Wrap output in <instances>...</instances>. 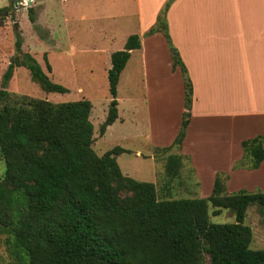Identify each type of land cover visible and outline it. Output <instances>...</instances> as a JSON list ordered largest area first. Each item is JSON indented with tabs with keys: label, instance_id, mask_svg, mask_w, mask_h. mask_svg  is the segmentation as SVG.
<instances>
[{
	"label": "trees",
	"instance_id": "trees-1",
	"mask_svg": "<svg viewBox=\"0 0 264 264\" xmlns=\"http://www.w3.org/2000/svg\"><path fill=\"white\" fill-rule=\"evenodd\" d=\"M17 0H8L9 4ZM146 36L161 32L173 52V66L184 80L180 131L174 142L156 151L179 150L188 124L192 85L173 48L166 12ZM31 9V8H30ZM31 11L29 20L33 21ZM19 40L1 78L0 232L16 264H264V249L250 248L252 231L244 225L249 206L264 207V192L226 191V174H217L208 198L159 199L157 185L122 174L116 157L126 153L115 147L97 155L93 145L92 105L88 100L51 103L29 97L11 103L6 85L16 68L24 67L31 79L48 93H66L53 83ZM140 49V37H128L124 49L111 55L107 71L110 106L100 127L103 135L117 117V84L130 51ZM50 70L49 64H46ZM264 137L243 141V157L234 169L255 170L264 160ZM180 155V154H179ZM185 156L169 155L166 177L178 174ZM212 216L231 210L234 222L212 224Z\"/></svg>",
	"mask_w": 264,
	"mask_h": 264
},
{
	"label": "crops",
	"instance_id": "crops-1",
	"mask_svg": "<svg viewBox=\"0 0 264 264\" xmlns=\"http://www.w3.org/2000/svg\"><path fill=\"white\" fill-rule=\"evenodd\" d=\"M167 2L33 0L32 9L37 23L48 34V42L56 44L60 38L55 30L62 24L71 27L65 13L72 11L69 16L78 22L72 25L74 41L80 44L88 41L86 48L91 49L81 54H102L106 56V61L111 60L114 52L124 49L129 36L138 35L140 49L130 51L121 76L134 55H137L138 64L144 67L146 48L153 46L159 34L166 41L161 32L149 36L146 33L155 26ZM166 23L172 46L184 64L192 85L191 109L179 148L180 155L185 156L192 165L200 184L202 179L196 171V160H199L201 154L196 148L201 147L200 153L204 159L216 162L206 173L210 192L208 194L207 190H201L199 196L208 198L211 195L217 173L228 174V183L225 185L227 193H234V186L230 189V185L236 177L247 178L244 181L247 192H255L254 189L258 187L264 190V179H255L257 175L264 177V160L255 170L233 168L243 157L242 142L258 136L264 137V0H173L166 12ZM93 40L100 45L91 44ZM110 43L116 44L114 46ZM166 44L169 48L167 41ZM170 62L171 68L163 76L166 86L164 84L163 88L154 93L159 101L151 105L150 93L146 91L142 97L143 107L135 105L128 108L124 104L126 100L122 99L123 118L117 108L116 121L121 122L122 128L133 122L137 134L141 126H147L148 133L145 135L148 136L150 147L148 154L174 142L185 112L181 69ZM116 101L118 107L119 102ZM151 116L157 122L159 131L152 132ZM110 127L106 128L103 137ZM127 129L130 130L129 127ZM136 134L128 133L129 136ZM140 135L138 133L137 136ZM160 136H164V139L161 140ZM123 138L128 140L129 137ZM134 156L140 157L141 153L135 152ZM146 158L154 161L151 155H146ZM132 179L136 180L134 177ZM251 180L255 181L252 183Z\"/></svg>",
	"mask_w": 264,
	"mask_h": 264
},
{
	"label": "rangeland",
	"instance_id": "rangeland-1",
	"mask_svg": "<svg viewBox=\"0 0 264 264\" xmlns=\"http://www.w3.org/2000/svg\"><path fill=\"white\" fill-rule=\"evenodd\" d=\"M32 2L33 0L29 4L27 0H17L12 4H8L7 0H0V7L7 5L0 9V90L3 89L1 86L2 75L11 58L16 54L15 41L19 40L22 52L29 53L36 60L51 82L62 85L68 91L66 93H48L31 79L29 71L26 68L19 67L13 71V76L5 87V90L11 96L8 101L11 103L16 97L19 99L29 97L54 104L88 100L92 105L90 121L94 129L92 148L97 155H102L116 146L127 151L123 155L121 154L116 157V162L121 172L130 175L129 177L131 178L138 179L137 181L139 182L157 183V196L159 199L205 198L199 195H201V190L204 192L207 190L209 194L211 187L206 173L210 171V168L216 162L204 159L202 153H200V146L196 148V151L201 154L198 158L199 160H196V167H198L196 171L201 176L199 178L202 179V184H200V180L196 176L194 169H192L193 167L191 168L192 165L190 166L189 161L185 159H179L181 166L178 169L177 176L167 179L165 168L168 156L178 157L181 153L179 150L171 149L169 152L154 150L153 153L148 154L150 147L148 146V136L145 135L148 133L146 125L141 126L138 132L141 134L139 137L137 136L138 133L136 134L137 130H135L137 127L133 128L132 126L133 122L129 126L126 125L122 128L121 122L116 121L111 125L104 137L100 134V127L106 118L112 99L108 91L107 79L110 60L107 59L106 61V56L102 54H81L82 52L88 53L91 49L86 48L85 44H88V41L81 44L74 41L75 33L72 32V25L78 22L69 16L72 11L65 13L66 20L72 24L71 27L68 24L60 25L55 30L56 35L60 38L57 44L55 42H48V34L36 21ZM30 10H32L33 21L29 20ZM60 19L62 20V18H57V20ZM158 36L152 43L153 46L146 48L147 56L144 67L138 64L137 55H134L120 76L116 100L119 102L117 108L121 118H123L124 109L122 107V99L126 100L124 104L128 108H132L135 105L143 107L142 97L147 91L150 93L149 99L152 105L154 102L159 101L158 98L154 97V93L163 88L164 84L166 86L163 76L171 68L170 61H172L173 65V52L172 48L167 47L162 35L159 34ZM97 43L96 40H93L91 44L94 46L100 45ZM110 44L115 46L116 43ZM110 44L105 45L108 46ZM46 64H49L50 70H47ZM5 105L6 103L0 100V109ZM150 119L152 132L159 131L156 126L157 122L153 116ZM128 127L130 130L127 129ZM128 133L136 135L129 136ZM162 133L164 134V130H162ZM123 137L129 138L126 140ZM160 138L163 140L164 136H160ZM135 152L141 153V156L135 157ZM146 155H151L154 161L146 158ZM4 171V162L0 160V179L3 178ZM223 174L228 176L227 173ZM255 179H264V177L257 175ZM227 181L226 184L228 183ZM244 181H247V178H234L230 189H233L232 186H234V193L238 190H247V185ZM254 181L251 180L252 183ZM201 187L202 189H200ZM254 190L255 192H264L260 187ZM232 193L229 192V194ZM212 211L213 208L209 207L208 219L210 223L227 224L234 222V215L231 210L223 209L216 216L211 215ZM244 225L249 226L252 231L250 248L253 250L264 249V207L257 204L249 206L244 218ZM6 236L5 232H0V264H16L15 260L10 258L6 248ZM204 264H209L207 258Z\"/></svg>",
	"mask_w": 264,
	"mask_h": 264
},
{
	"label": "water",
	"instance_id": "water-1",
	"mask_svg": "<svg viewBox=\"0 0 264 264\" xmlns=\"http://www.w3.org/2000/svg\"><path fill=\"white\" fill-rule=\"evenodd\" d=\"M27 2L30 4L31 3V0H27ZM5 15H6V13H5Z\"/></svg>",
	"mask_w": 264,
	"mask_h": 264
}]
</instances>
